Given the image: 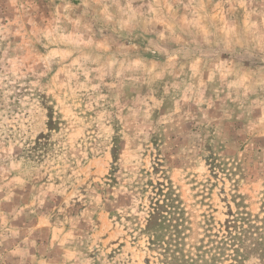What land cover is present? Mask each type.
Returning <instances> with one entry per match:
<instances>
[{
    "label": "rangeland",
    "instance_id": "obj_1",
    "mask_svg": "<svg viewBox=\"0 0 264 264\" xmlns=\"http://www.w3.org/2000/svg\"><path fill=\"white\" fill-rule=\"evenodd\" d=\"M173 233L264 264V0H0V264H163Z\"/></svg>",
    "mask_w": 264,
    "mask_h": 264
},
{
    "label": "trees",
    "instance_id": "obj_2",
    "mask_svg": "<svg viewBox=\"0 0 264 264\" xmlns=\"http://www.w3.org/2000/svg\"><path fill=\"white\" fill-rule=\"evenodd\" d=\"M165 206L169 208V206L165 203ZM160 208V205H157L156 207H151L150 212L147 213L146 218V230L147 232H151V242L150 244L152 246H158L160 234L163 236L165 235L163 232H161V226L158 227L153 222L155 221L154 215L156 214V210ZM168 214V212H167ZM164 223V221H163ZM169 225V224H168ZM168 227V226H167ZM169 241H163L161 242V250H162V263L163 264H211L213 261V254L211 251H209V245H202L201 247L193 248L189 254H182L179 250H176V247H178L177 237L176 233L169 234ZM231 239L237 240L239 238L232 237L230 235ZM226 237H223L219 244L223 247L225 243ZM221 247V248H222ZM208 253L210 257H208Z\"/></svg>",
    "mask_w": 264,
    "mask_h": 264
}]
</instances>
